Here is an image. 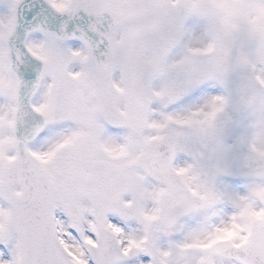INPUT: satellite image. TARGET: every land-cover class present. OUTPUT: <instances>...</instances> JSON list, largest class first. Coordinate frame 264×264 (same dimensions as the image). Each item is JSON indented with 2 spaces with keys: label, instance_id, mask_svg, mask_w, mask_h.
Returning a JSON list of instances; mask_svg holds the SVG:
<instances>
[{
  "label": "snow or ice",
  "instance_id": "1",
  "mask_svg": "<svg viewBox=\"0 0 264 264\" xmlns=\"http://www.w3.org/2000/svg\"><path fill=\"white\" fill-rule=\"evenodd\" d=\"M0 264H264V0H0Z\"/></svg>",
  "mask_w": 264,
  "mask_h": 264
}]
</instances>
